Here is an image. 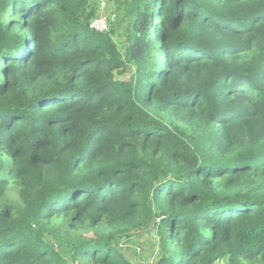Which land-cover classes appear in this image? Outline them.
<instances>
[{"label":"trees","instance_id":"obj_1","mask_svg":"<svg viewBox=\"0 0 264 264\" xmlns=\"http://www.w3.org/2000/svg\"><path fill=\"white\" fill-rule=\"evenodd\" d=\"M120 5L0 0V264H264V0Z\"/></svg>","mask_w":264,"mask_h":264},{"label":"rangeland","instance_id":"obj_2","mask_svg":"<svg viewBox=\"0 0 264 264\" xmlns=\"http://www.w3.org/2000/svg\"><path fill=\"white\" fill-rule=\"evenodd\" d=\"M92 5L98 10L99 13H104L105 15L109 16V21L114 19L115 15H123V9L120 5V0H91ZM120 79H127L128 73L124 72L122 75L116 77ZM137 242H134V245L140 248V251L143 252L145 256V249H148L150 246L148 243V235L144 234L141 238L135 239ZM149 250V249H148ZM154 250L157 251V247L154 248ZM152 258V257H151ZM143 260L146 261V259L143 257ZM149 259V263H150ZM148 263V264H149ZM153 264V263H151Z\"/></svg>","mask_w":264,"mask_h":264},{"label":"built area","instance_id":"obj_3","mask_svg":"<svg viewBox=\"0 0 264 264\" xmlns=\"http://www.w3.org/2000/svg\"><path fill=\"white\" fill-rule=\"evenodd\" d=\"M89 27L95 31L103 32L108 29V18L104 13H99L89 22Z\"/></svg>","mask_w":264,"mask_h":264},{"label":"crops","instance_id":"obj_4","mask_svg":"<svg viewBox=\"0 0 264 264\" xmlns=\"http://www.w3.org/2000/svg\"><path fill=\"white\" fill-rule=\"evenodd\" d=\"M150 234H151V232H150ZM151 236H153V235H151ZM127 255H128V258L130 259V261L139 262L140 264H148L149 259H151V253L148 250L145 251V256H144L142 251L140 253H136L133 250V248H131L127 251ZM143 257L146 259V261L143 260Z\"/></svg>","mask_w":264,"mask_h":264},{"label":"water","instance_id":"obj_5","mask_svg":"<svg viewBox=\"0 0 264 264\" xmlns=\"http://www.w3.org/2000/svg\"><path fill=\"white\" fill-rule=\"evenodd\" d=\"M155 229H156V227H154L153 230L151 231V235H154V233H155ZM156 264H157V263H156Z\"/></svg>","mask_w":264,"mask_h":264},{"label":"clouds","instance_id":"obj_6","mask_svg":"<svg viewBox=\"0 0 264 264\" xmlns=\"http://www.w3.org/2000/svg\"><path fill=\"white\" fill-rule=\"evenodd\" d=\"M95 16H97V15H95ZM95 16H94V17H95ZM106 16H107V15H106ZM107 17H108V16H107ZM92 18H93V17H92ZM92 18H91V19H92ZM91 19H90V20H91ZM89 22H90V21H89ZM89 28H90V27H89Z\"/></svg>","mask_w":264,"mask_h":264}]
</instances>
